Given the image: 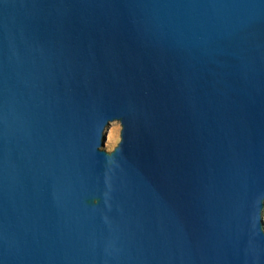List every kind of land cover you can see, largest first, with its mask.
Segmentation results:
<instances>
[{
	"label": "water",
	"instance_id": "95a60500",
	"mask_svg": "<svg viewBox=\"0 0 264 264\" xmlns=\"http://www.w3.org/2000/svg\"><path fill=\"white\" fill-rule=\"evenodd\" d=\"M263 213L264 0H0V264H264Z\"/></svg>",
	"mask_w": 264,
	"mask_h": 264
},
{
	"label": "rangeland",
	"instance_id": "374dc122",
	"mask_svg": "<svg viewBox=\"0 0 264 264\" xmlns=\"http://www.w3.org/2000/svg\"><path fill=\"white\" fill-rule=\"evenodd\" d=\"M120 133H121V123L119 121L112 122L107 130L108 145L112 149H114L119 143L121 139ZM263 218H264V213H263Z\"/></svg>",
	"mask_w": 264,
	"mask_h": 264
},
{
	"label": "clouds",
	"instance_id": "9594fccd",
	"mask_svg": "<svg viewBox=\"0 0 264 264\" xmlns=\"http://www.w3.org/2000/svg\"><path fill=\"white\" fill-rule=\"evenodd\" d=\"M121 144H120V146H121ZM102 150L106 151L108 154H110L113 151V149L108 145V140H106L105 144L102 147Z\"/></svg>",
	"mask_w": 264,
	"mask_h": 264
}]
</instances>
